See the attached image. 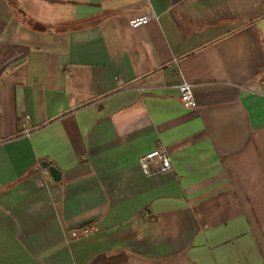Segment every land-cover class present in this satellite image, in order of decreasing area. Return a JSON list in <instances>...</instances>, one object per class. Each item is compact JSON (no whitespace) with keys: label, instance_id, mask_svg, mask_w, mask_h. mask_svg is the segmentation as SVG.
<instances>
[{"label":"crops","instance_id":"crops-1","mask_svg":"<svg viewBox=\"0 0 264 264\" xmlns=\"http://www.w3.org/2000/svg\"><path fill=\"white\" fill-rule=\"evenodd\" d=\"M0 264H264V0H0Z\"/></svg>","mask_w":264,"mask_h":264},{"label":"built area","instance_id":"built-area-1","mask_svg":"<svg viewBox=\"0 0 264 264\" xmlns=\"http://www.w3.org/2000/svg\"><path fill=\"white\" fill-rule=\"evenodd\" d=\"M156 18V14L152 11L148 14L141 15L131 19L130 24L133 27H139L148 23L151 19ZM180 98L183 105L187 108L196 106V100L192 91V85L184 82L179 85ZM28 118V116L26 117ZM139 164L146 175L153 174L156 171H165L171 167L172 159L169 152L164 148L153 149L139 158ZM96 228L92 225L84 226L81 230H72L74 237L86 236L95 232Z\"/></svg>","mask_w":264,"mask_h":264},{"label":"water","instance_id":"water-1","mask_svg":"<svg viewBox=\"0 0 264 264\" xmlns=\"http://www.w3.org/2000/svg\"><path fill=\"white\" fill-rule=\"evenodd\" d=\"M43 167H48L54 180L59 181L61 177V171L55 166L52 165L49 161H44L42 163Z\"/></svg>","mask_w":264,"mask_h":264}]
</instances>
